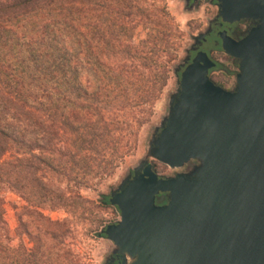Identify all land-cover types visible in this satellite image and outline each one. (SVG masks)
<instances>
[{
	"label": "trees",
	"instance_id": "obj_1",
	"mask_svg": "<svg viewBox=\"0 0 264 264\" xmlns=\"http://www.w3.org/2000/svg\"><path fill=\"white\" fill-rule=\"evenodd\" d=\"M162 1L0 0V264H76L73 222L46 210L75 215L136 150L180 47ZM6 190L32 246L12 245Z\"/></svg>",
	"mask_w": 264,
	"mask_h": 264
},
{
	"label": "water",
	"instance_id": "obj_2",
	"mask_svg": "<svg viewBox=\"0 0 264 264\" xmlns=\"http://www.w3.org/2000/svg\"><path fill=\"white\" fill-rule=\"evenodd\" d=\"M216 1V19L255 23L238 41L219 34L238 61L236 87L211 79L217 62L206 51L177 67L185 68L147 157L110 195L121 219L103 232L122 264H264V0ZM149 159L198 163L165 176Z\"/></svg>",
	"mask_w": 264,
	"mask_h": 264
},
{
	"label": "rangeland",
	"instance_id": "obj_3",
	"mask_svg": "<svg viewBox=\"0 0 264 264\" xmlns=\"http://www.w3.org/2000/svg\"><path fill=\"white\" fill-rule=\"evenodd\" d=\"M161 3L167 6L179 26L181 31L180 47L178 57L172 63V72H170L168 84L156 103L151 121L145 124L140 132L136 150L133 154L127 156L112 174L102 179L98 185L82 190L83 196L93 201V203L82 204V209L75 215L64 210H46V214L53 220L68 218L73 222L75 230L68 238L67 243L70 244L77 257L76 264H104L106 258L114 253V244L107 236H101L100 234L108 225L117 223L121 219V214L116 206L112 204L102 208L101 201L104 197L110 199L111 193L147 157L149 142L154 130L161 125L164 117L168 114L170 97L177 91L179 86L177 67L182 66L186 61L188 50L191 47L192 51V47L197 43L196 37L211 27V23L216 19L218 13L217 4L213 0L198 1L195 7L189 6L186 0H163ZM147 33L148 29L142 25L134 34L133 40L135 42L144 40ZM214 57L220 62L219 68L214 72L217 74L227 72L226 79H229L231 81L230 85H232L239 70L238 64L233 62L223 50L216 51ZM149 160L154 162L157 172L165 176H175L177 173L191 170V162L182 168L175 169L152 159ZM62 186L65 187L64 184ZM3 196L5 198V218L12 245L18 246L23 241L28 246H32L29 237L24 233L19 217L27 202L15 191L6 190ZM100 220H104L102 226L99 225Z\"/></svg>",
	"mask_w": 264,
	"mask_h": 264
},
{
	"label": "flooded vegetation",
	"instance_id": "obj_4",
	"mask_svg": "<svg viewBox=\"0 0 264 264\" xmlns=\"http://www.w3.org/2000/svg\"><path fill=\"white\" fill-rule=\"evenodd\" d=\"M187 4L189 6H196V4L198 3V1L201 0H186ZM214 3H216V0H213ZM255 25V23L253 21H249V20H243L240 22H236L233 24L224 22L222 20V18L220 19H214L211 23V32L210 34L207 35L206 39L203 40L201 43H197L195 45L196 49L191 51V47L188 50V55L187 58H189L186 61V65H188L189 63H191V59L197 54L198 51L203 50L206 51L211 58H213L216 62L217 65L216 67L212 68L210 70V77L211 79L219 86L228 89V90H233L236 87L237 84V79H235V81L232 83V85H230V80L226 79V76H228L227 72H221L222 74H217L214 71L219 68L220 66V62L218 59H216V57H214V53L218 50H223L222 47V40L220 38V32L221 31H227V34L229 36H231L233 39L235 40H240L242 39L247 32ZM224 51V50H223ZM230 57V59L233 62H236L238 64L237 59L233 58L232 56L228 55ZM185 67H182L179 71H178V82L180 79V75L182 73V71L184 70ZM237 77V74H236ZM198 162L197 161H191V169L193 168V166H195ZM166 202V201H165ZM104 264H122V258L120 256V254L118 253H111L105 260Z\"/></svg>",
	"mask_w": 264,
	"mask_h": 264
}]
</instances>
